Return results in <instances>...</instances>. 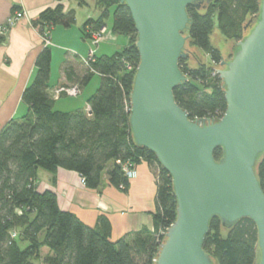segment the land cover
<instances>
[{"label":"trees","instance_id":"trees-1","mask_svg":"<svg viewBox=\"0 0 264 264\" xmlns=\"http://www.w3.org/2000/svg\"><path fill=\"white\" fill-rule=\"evenodd\" d=\"M45 10L32 25L42 34L57 26L71 27L74 11L61 4ZM80 6L84 0H77ZM261 0H214L206 9L188 8V46L208 52L213 64L224 61L212 45L217 25L223 37L241 41L249 18L260 13ZM97 20L82 29L85 38L106 27L113 13L112 33L129 38L128 46L113 56L88 60L81 84L98 74L101 85L89 99L90 111L64 113L55 109L48 94L52 52L46 47L36 60V75L23 94L29 112L10 121L0 132V264H154L166 232L177 218L173 180L156 156L136 146L129 123L131 94L140 55L132 15L121 0H98ZM189 51V50H188ZM190 53V52H189ZM188 82L174 91L176 103L190 119L223 117L227 110L224 83L215 67L205 64L191 68L180 60ZM80 84V85H81ZM81 89L80 85L77 84ZM215 159L223 157L222 149ZM147 162L157 179L154 228H142L112 241V226L102 216L95 228L61 210L55 193L38 190V173L59 169L80 174L88 189L98 190L106 176L114 187L127 191L129 179L123 165ZM264 192V155L256 168ZM258 229L246 218L231 228L218 218L211 221L204 250L214 264H256ZM46 250V256H42Z\"/></svg>","mask_w":264,"mask_h":264},{"label":"water","instance_id":"water-1","mask_svg":"<svg viewBox=\"0 0 264 264\" xmlns=\"http://www.w3.org/2000/svg\"><path fill=\"white\" fill-rule=\"evenodd\" d=\"M213 1L121 0L135 23L140 55L129 118L133 140L170 174L177 199L176 221L154 264H214L204 243L215 218L226 228L252 220L256 264H264V192L256 171L264 155V0L233 58L218 70L227 101L222 119L192 120L174 97L188 82L180 60H196L187 49V10L206 9ZM217 149L223 151L220 161Z\"/></svg>","mask_w":264,"mask_h":264},{"label":"crops","instance_id":"crops-1","mask_svg":"<svg viewBox=\"0 0 264 264\" xmlns=\"http://www.w3.org/2000/svg\"><path fill=\"white\" fill-rule=\"evenodd\" d=\"M80 6L77 0H65L61 4L65 11H74L76 22L71 27L57 26L42 34L32 25L45 10L55 8L56 0H0V27L5 33L0 36V132L15 119L29 112L23 103V94L36 75V60L44 48L43 37L51 42V79L48 94L55 102V109L64 113L78 110L90 111L89 99L101 85V76L95 74L89 82L81 84L87 67L85 60L91 52L94 57L113 56L123 51L129 38L112 33L108 28L104 40L95 45L82 34L84 24L100 17L96 7L98 0H84ZM90 6L97 10L89 11ZM88 10V11H86ZM18 12L26 16L7 24ZM79 14H83L80 15ZM99 77L97 81L94 77ZM81 84V94L66 102L65 95L57 96L56 91L64 86ZM40 170L38 190L56 194L61 210L78 217L86 226L95 228L99 219L105 216L112 226V241L144 227L154 228L153 214L156 212L157 179L147 162H140L136 175L129 179L127 191L111 185L106 176L98 190L88 189L80 174L59 169L55 173ZM40 179V180H39ZM40 181V182H39Z\"/></svg>","mask_w":264,"mask_h":264},{"label":"rangeland","instance_id":"rangeland-1","mask_svg":"<svg viewBox=\"0 0 264 264\" xmlns=\"http://www.w3.org/2000/svg\"><path fill=\"white\" fill-rule=\"evenodd\" d=\"M96 10L97 9L94 6H90V8H89V11H91L93 13ZM86 11H88V10H86ZM79 15H80V18H81V15H83V14H79ZM253 18L254 17H252V18L250 17L249 21L252 20ZM112 22H113V13H112L110 19L107 21L108 28L111 27ZM99 32L101 33V30L97 31V32H94L92 34V38H91L92 41L94 40L93 39L94 34L99 33ZM105 33H106V30H105L104 34L101 35L102 37H101L100 41H98V43L96 45H98L100 42H102L104 40ZM211 42H212V45L220 51V54H221V57L223 58V60H231L233 58V56H234V51L233 50H234L235 46L239 43V41L228 40L225 37H223V35L220 32V30L218 29L217 25L215 26L213 34L211 36ZM189 48L192 49L193 56H195V58H196V60H193V59L191 60L190 58L187 59V63L189 64V66L191 68H197L199 65L205 64V65H207L209 67H215L216 69H221L220 66H217V65L212 63V61L210 60V57L208 55V52L202 51L200 49H197V48H195V47H193L191 45H189ZM94 78L97 81L99 80V77H97V76H95ZM73 99L74 98H65V101L69 102V101H71ZM135 169H136V167H135ZM152 171L154 172V169H152ZM41 173H47V172L42 171ZM154 175H155V172H154ZM46 253H47V251L43 250L42 256L45 257Z\"/></svg>","mask_w":264,"mask_h":264},{"label":"built area","instance_id":"built-area-1","mask_svg":"<svg viewBox=\"0 0 264 264\" xmlns=\"http://www.w3.org/2000/svg\"><path fill=\"white\" fill-rule=\"evenodd\" d=\"M26 16V14L24 12H18L15 14L14 17H12L7 24H10L12 22H16L22 18H24ZM105 32V28L101 29V33H96L94 34L93 36V43L96 45L98 43V41H100L101 39V35L104 34ZM5 33V29L4 27H0V36L4 35ZM43 43H44V46L45 47H49L51 46V42L49 40V38L47 36L43 37ZM93 53L91 52V55L89 56L88 59L85 60V64L88 65V60H90L92 58V55ZM218 70L219 69H215V73L219 75L218 73ZM56 94L57 96H60V95H65L67 97H72V98H76L78 97L80 94H81V89L79 88L78 85H75V86H64V87H61L59 88L57 91H56ZM209 119H214V120H217V121H220L222 119V117H217V118H209ZM135 167L133 164H125L123 165V171L124 173L127 175L128 179H131L133 178L135 175H136V172H135ZM82 182L84 183V180H82ZM168 231V230H167ZM166 232H164V237L166 238Z\"/></svg>","mask_w":264,"mask_h":264}]
</instances>
